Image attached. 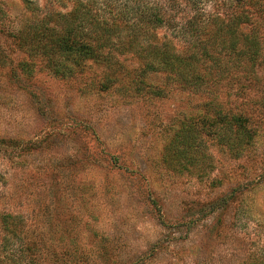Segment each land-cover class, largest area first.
<instances>
[{
	"label": "rangeland",
	"instance_id": "1",
	"mask_svg": "<svg viewBox=\"0 0 264 264\" xmlns=\"http://www.w3.org/2000/svg\"><path fill=\"white\" fill-rule=\"evenodd\" d=\"M0 10L10 27L25 7L0 0ZM0 49L22 57L1 28ZM9 68H0V213L21 217L25 238L55 249V264H264V77L255 105L244 102L260 119L253 145L239 159L210 145L214 170L198 178L162 160L178 122L198 113L196 97L170 87L160 99L121 98L90 86L93 65L69 80L36 71L31 98Z\"/></svg>",
	"mask_w": 264,
	"mask_h": 264
},
{
	"label": "trees",
	"instance_id": "2",
	"mask_svg": "<svg viewBox=\"0 0 264 264\" xmlns=\"http://www.w3.org/2000/svg\"><path fill=\"white\" fill-rule=\"evenodd\" d=\"M59 1L23 0L16 25L1 23L22 57L14 63L0 49V68L10 67L8 79L22 80L28 96H35L28 88L40 69L69 80L94 65L100 76L90 86L121 98L160 99L175 87L198 99V113L184 116L164 147L162 160L172 171L179 166L177 172L201 178L214 170L210 145L233 159L253 145L260 119L245 106L255 105L251 94L260 95L264 77V0H63L55 7ZM156 75L161 85L149 81ZM222 92L233 96L231 107ZM24 229L21 217L0 213V264L57 263L55 249H39Z\"/></svg>",
	"mask_w": 264,
	"mask_h": 264
}]
</instances>
